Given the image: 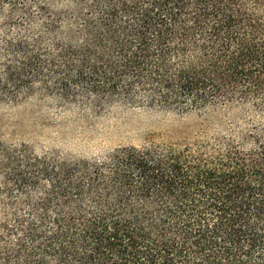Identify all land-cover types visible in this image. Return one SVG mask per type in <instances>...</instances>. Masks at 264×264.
I'll return each instance as SVG.
<instances>
[{"label": "trees", "instance_id": "obj_1", "mask_svg": "<svg viewBox=\"0 0 264 264\" xmlns=\"http://www.w3.org/2000/svg\"><path fill=\"white\" fill-rule=\"evenodd\" d=\"M236 109L98 159L0 143V264H264V0H0V102Z\"/></svg>", "mask_w": 264, "mask_h": 264}, {"label": "rangeland", "instance_id": "obj_2", "mask_svg": "<svg viewBox=\"0 0 264 264\" xmlns=\"http://www.w3.org/2000/svg\"><path fill=\"white\" fill-rule=\"evenodd\" d=\"M238 118L236 109L203 116L115 105L93 112L32 97L15 104L0 102V143L25 145L36 155L92 160L150 139L191 138L202 129L224 132Z\"/></svg>", "mask_w": 264, "mask_h": 264}]
</instances>
